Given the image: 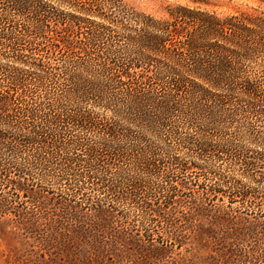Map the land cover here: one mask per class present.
I'll return each instance as SVG.
<instances>
[{"label": "trees", "instance_id": "trees-1", "mask_svg": "<svg viewBox=\"0 0 264 264\" xmlns=\"http://www.w3.org/2000/svg\"><path fill=\"white\" fill-rule=\"evenodd\" d=\"M175 147L196 160L236 156L257 186L196 182L200 197L181 218L200 220L211 251L223 250L208 264H264V12L0 0L1 215L20 207L24 231L70 251L90 226L114 232V252L132 244L136 264H157L185 244L178 197L194 180L178 174L216 173ZM102 150L132 162L113 172Z\"/></svg>", "mask_w": 264, "mask_h": 264}, {"label": "rangeland", "instance_id": "rangeland-1", "mask_svg": "<svg viewBox=\"0 0 264 264\" xmlns=\"http://www.w3.org/2000/svg\"><path fill=\"white\" fill-rule=\"evenodd\" d=\"M129 6L134 7L137 10L144 11L155 16H164L165 7L168 4H188V5H200L202 8L209 10H215L220 14L235 12L237 10H246L250 12L261 13L264 12V1L261 0H204L207 3L194 4L192 0H123ZM114 44V43H113ZM103 46V45H101ZM114 61V57L112 59ZM97 112L100 109L94 108ZM104 116L105 120L112 121L109 116ZM98 133L92 134L93 139H89L88 144L97 142ZM174 151L179 155L178 158H184L188 163L198 162L203 167L214 170L216 173H210L207 175L204 171H199L196 168H192L186 175L185 173L178 174L179 179L186 176L192 178V188L180 192L178 198L184 200L185 204L177 209V214L181 218L182 215L189 217L194 210V199L200 197L201 188L196 185L206 180L209 183L221 182L222 177L225 175L230 178L241 179L245 184L257 187L256 183L251 182L246 178V171L239 160H233L238 158L236 156H223L222 158H214L212 156L201 157L205 159H197L193 155H186L183 147H175ZM104 156L100 157L103 166H106L113 172L116 167L128 166L132 161L129 158H114L111 156L110 150L101 151ZM83 158H90L89 156H83ZM162 160L170 163V156H161ZM190 167L192 165L190 164ZM261 172V171H259ZM57 172H55L56 174ZM48 192L44 193L48 198L55 199L60 195V192L56 188L46 187ZM259 192L264 191V186L256 188ZM223 197H220V199ZM23 199H26L23 197ZM227 198L225 201L227 202ZM217 202L221 203L220 200ZM21 208H15L13 211L1 215L0 214V264H136L142 262L135 256L131 255V250L135 247L132 244H126L128 248H123L122 251L114 252V232H102L101 228H98L99 232H95L96 228L90 226L85 233V238H76L72 248L77 246V250L70 251L64 241L58 243L48 244L43 239H37L34 234L27 233L22 229V225L17 222L18 212ZM30 210H32L30 208ZM114 213V207H113ZM200 220L190 219L186 221L185 218L180 219L182 227L178 232V235L184 236V242L182 248H178L175 244H169L167 256L159 259L157 264H208L215 261H222L225 258L222 256L223 250L218 248V252L211 251L212 244L207 241V233L205 234V225L200 224L202 227L197 226ZM201 223H204L203 221ZM179 225V224H178ZM127 227V232L134 233L137 230H131L127 223L124 224ZM166 227L165 222L161 227H158L157 231H164ZM120 228V226H119ZM98 233V237L97 234ZM200 236L202 238H200ZM206 238V243L203 241ZM143 239V237H142ZM99 240H102L106 251L105 255H102L101 247L99 246ZM98 241V242H96ZM146 239L141 240L140 243H144ZM64 244L62 247L61 244ZM122 247V245H120ZM104 251V253L106 252ZM118 254V255H116ZM209 254L214 257L209 259Z\"/></svg>", "mask_w": 264, "mask_h": 264}]
</instances>
